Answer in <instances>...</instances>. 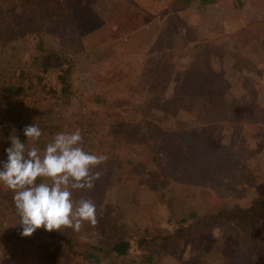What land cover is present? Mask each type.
<instances>
[{"label":"rangeland","instance_id":"1","mask_svg":"<svg viewBox=\"0 0 264 264\" xmlns=\"http://www.w3.org/2000/svg\"><path fill=\"white\" fill-rule=\"evenodd\" d=\"M10 1L0 0V19L15 27V17L6 12ZM36 1L42 41L36 34L0 36V162L7 160L10 137L34 123L42 130L35 144L41 155L57 133L79 129L85 151L108 159L94 169L102 172L94 189L73 193L75 201L90 198L98 208V225H85L79 233L39 229L22 237L14 193L0 183V264H94L70 245L88 251L110 238L136 241L128 255L103 264H150L147 255L151 264H264V220L254 226L252 248L240 246L238 254L227 225L203 220L215 195L244 207L264 194V186L255 185L264 175V0ZM44 50L67 58L60 94L44 84L41 74L47 70L35 67ZM203 50L211 71L203 63L200 71L212 77L196 86L205 88L206 113L214 110L219 121L228 119L214 133L221 135L218 145L235 153L211 156L205 173L199 156L187 154L184 177L202 173L201 180L191 182L192 189L173 188L163 202L155 189L153 138L161 136L160 143L177 152L185 149V136L176 130L194 119L185 114V69L197 79L191 64ZM65 87L72 92L69 100ZM131 104L139 108L137 116ZM116 117L126 123L112 121ZM93 126L96 133L89 132ZM122 127L125 142L118 144L113 133ZM207 128L195 125L188 134L206 143L212 132ZM177 180L185 184L181 174ZM189 200L199 209L193 223H199L200 236L166 255L162 237L181 225Z\"/></svg>","mask_w":264,"mask_h":264},{"label":"trees","instance_id":"2","mask_svg":"<svg viewBox=\"0 0 264 264\" xmlns=\"http://www.w3.org/2000/svg\"><path fill=\"white\" fill-rule=\"evenodd\" d=\"M10 2H12L13 5L10 4V7H8L9 9L7 8L6 12L8 16L12 18L15 17V27L4 23L3 20L0 19V36L6 37L7 34L11 33L13 38L16 37L17 39L24 38L27 35L36 34L42 41L44 36L43 29L41 28L43 26V16L39 14L40 5L37 3V1L18 0V2H15V0H11ZM3 19H6L5 16L3 17ZM253 26L251 28L255 29L253 28ZM43 52L44 54L41 57L37 58V60L35 61V67L38 71H48L53 68H61L63 67V64L67 62L66 57L54 51L44 50ZM206 54L207 51L203 50V53H201L199 57H197V60L191 64V68L199 71L197 79H193L192 77H190L188 72L189 69H185V98L183 99L185 100V114L188 113L192 118H194L192 122L183 123L181 128L176 129L178 133L185 136V149H183V152H177L176 150L169 148V145H167V143H164V140L162 143H160L161 136L157 135L153 138L155 144H158L157 146L152 147L155 152L153 161L156 165L154 173L156 187L155 189L157 190L159 196L161 197V201L163 202H167V196L173 191V188L184 185L188 189H192V187H195L196 183L191 182H195L196 178L198 180H201L200 175H202V173H205L204 170L209 165H211L209 164L208 158H211V156H219V159H222L224 158L225 153H227V157L228 154L232 155L235 153L232 148H222L220 145H218V143L220 144L222 141V139H220L221 135L214 133V130H216L215 128H218L217 131H220L221 124H224V121H227L228 119L219 121L216 118V111L214 110L212 111L213 114L206 113V105L208 106L209 103L205 101V88L196 86V83L210 81V77H212L211 73H207L206 75L205 71H200V69L204 65L206 66L205 70H207V72L211 71V65L209 64V66L207 64ZM201 63H203L204 65H202ZM199 64L201 66H198ZM190 87L191 90L189 89ZM64 91L65 98L69 100L72 94L70 87H65ZM191 98H195L196 103L193 100L190 101ZM131 106L136 110L138 109V111H135V115L137 116L136 112H138L139 114V108L133 104H131ZM118 113L120 114V112H117V114ZM115 115L113 114L112 117H115ZM130 119L132 120L135 118L131 116ZM120 120L121 119H118L116 117V119H113L112 121L117 122L121 126H123L126 121H123V119L121 121ZM229 122L232 124L231 121ZM195 125L201 126L206 130H208L207 127L212 128L211 137H209L206 143L203 140L191 137V135L188 134L190 128ZM112 128H114V125H112ZM22 131L23 127L21 126L18 128L19 133L17 136L22 142L27 145V138L24 136ZM89 132L96 133V127L93 126V128ZM113 134L116 135L117 138H115L114 141L116 140L118 144L121 141L125 142L123 139V127L120 128L118 132L115 131V133ZM143 136H145V134ZM143 136H141L142 139H139V141L144 142L145 137ZM5 137H7V135H5ZM212 138L214 139V142H211ZM100 140H102V138ZM125 140L127 142H131L129 145L132 147L138 145L128 138H126ZM146 141L145 144H147ZM212 143H216L218 146ZM193 147H195V151L193 150ZM200 151H203V153L199 154ZM168 152H173L174 154H169ZM187 154H194L195 156H199L197 158L198 162L200 164H204V169L200 170L202 173L197 175H191V173H188L187 176L184 177V174L188 172L186 170V164H190ZM194 162H196V159H194ZM198 165L199 164L196 162L197 167L195 166L193 168V170H195V173L199 168ZM184 166L185 169H183ZM180 174L181 178H184L185 184H182L179 182V180H177ZM190 177L192 178V181H187ZM256 181L257 183L255 185L262 184V186H264V175L257 176ZM214 197L215 198L210 201L206 213H204L203 220L205 222L220 221L224 225H227L229 229H231L232 235L235 233L237 240L233 244L235 248L234 254H238L237 249L240 246L245 245L252 248L254 244V226L264 220V194L253 197L250 202L244 207L241 205H235L234 207H232L225 201V196L215 195ZM171 200L173 201V199ZM189 202L190 207L188 209H185V218L181 221V225H179V227L173 232H166L162 237V246H169V249L164 251V254L166 255L169 254L171 250H177L181 247L182 244H187L192 241V239L200 236L201 228L199 226V223H193L200 217L198 211L199 209L195 202L193 203L191 202V200H189ZM184 223L185 225L183 226L182 224ZM133 240L135 239L131 238L127 240H113L112 238H110L106 242L100 243L98 245H93L91 247L92 249L88 251H79L78 249L76 250L72 245H70V247L74 252H76L78 256H82L88 262H92L94 264H103L104 262L113 263L117 259L128 255V253L133 248ZM67 241L70 242V240ZM152 258V255H147L146 261L151 264Z\"/></svg>","mask_w":264,"mask_h":264},{"label":"clouds","instance_id":"3","mask_svg":"<svg viewBox=\"0 0 264 264\" xmlns=\"http://www.w3.org/2000/svg\"><path fill=\"white\" fill-rule=\"evenodd\" d=\"M23 134L32 146L26 147L18 136H11L7 160L0 162V183L14 193L20 235L29 238L39 229L79 233L85 225L95 228L96 204L90 198L75 201L73 193L95 188L102 172L94 169H99L108 157L85 151L79 129L57 133L42 155L35 146L42 136L41 128L30 124Z\"/></svg>","mask_w":264,"mask_h":264},{"label":"built area","instance_id":"4","mask_svg":"<svg viewBox=\"0 0 264 264\" xmlns=\"http://www.w3.org/2000/svg\"><path fill=\"white\" fill-rule=\"evenodd\" d=\"M63 69H64V66L61 68H53L41 74L43 77L44 84L46 83L49 88H52L53 90L57 91L59 94L61 93V90H62V85L60 82L59 75L62 74Z\"/></svg>","mask_w":264,"mask_h":264},{"label":"crops","instance_id":"5","mask_svg":"<svg viewBox=\"0 0 264 264\" xmlns=\"http://www.w3.org/2000/svg\"><path fill=\"white\" fill-rule=\"evenodd\" d=\"M213 3H215V2H211V3H209V4H205V5H210V4H213ZM213 43H217L216 41H213Z\"/></svg>","mask_w":264,"mask_h":264}]
</instances>
